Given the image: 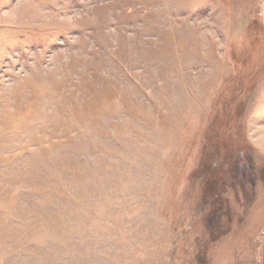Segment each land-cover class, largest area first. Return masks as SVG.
I'll return each instance as SVG.
<instances>
[{
  "label": "rangeland",
  "instance_id": "obj_1",
  "mask_svg": "<svg viewBox=\"0 0 264 264\" xmlns=\"http://www.w3.org/2000/svg\"><path fill=\"white\" fill-rule=\"evenodd\" d=\"M264 0H0V264H264Z\"/></svg>",
  "mask_w": 264,
  "mask_h": 264
},
{
  "label": "crops",
  "instance_id": "obj_2",
  "mask_svg": "<svg viewBox=\"0 0 264 264\" xmlns=\"http://www.w3.org/2000/svg\"><path fill=\"white\" fill-rule=\"evenodd\" d=\"M260 100L262 103V110L259 113V117H261L262 119H264V83L261 85V89H260ZM261 139H264V133H261ZM264 149V146L262 147Z\"/></svg>",
  "mask_w": 264,
  "mask_h": 264
}]
</instances>
